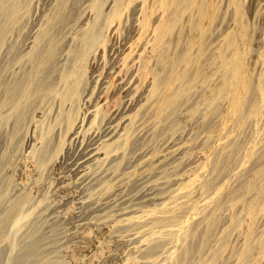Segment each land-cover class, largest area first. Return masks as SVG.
<instances>
[{
	"label": "bare ground",
	"instance_id": "obj_1",
	"mask_svg": "<svg viewBox=\"0 0 264 264\" xmlns=\"http://www.w3.org/2000/svg\"><path fill=\"white\" fill-rule=\"evenodd\" d=\"M37 1L0 0V53L6 49L5 47H10L7 44H10L9 41L14 34L19 33L20 36L26 30V24L30 22L33 9L37 8L35 6ZM68 2L69 0H56L53 5H49L50 10L43 16L36 30L31 49L23 55L21 53L19 57L17 54L13 56L15 60L11 57V60H14L11 65L8 64L10 62L7 63L11 69H17L14 72L12 70L11 75L9 66L5 67V70L9 69L11 78L7 80L6 77L7 81L4 82L5 76L1 78V75L6 74L8 70L3 73H1L3 70H0V132L4 131L2 136L4 133L6 136V141H1L5 143V147H2L4 151L0 155V259L4 264L65 263L61 261L63 256L60 257L55 251L57 246H53L56 239L52 240L53 242L42 243L44 220L37 214L44 200H48L47 197L45 196V199L42 198L43 196L35 199L36 195L33 196L34 198L30 197L25 192L27 190L31 194V191H28L26 186L24 189V185L22 186L24 192L20 189L17 194H13L14 191L10 193L12 172L13 170L16 172L14 168L21 155L22 145L18 142L19 136L27 126H34L37 144L34 143L35 146L33 145L26 158L40 165L41 170L44 167L46 170H43L46 173L49 162H53L60 153L66 134L73 132L72 128L77 123L80 113L78 98L87 69L86 56L94 55L96 49L104 50V53L110 46L112 37L122 32L120 26L126 24L129 17L134 15L137 37L130 39L122 53L121 70L128 72L135 68L133 78L136 79L135 82H138L136 90L140 91L146 87L144 104L148 101L145 104L148 106L150 103L149 107L151 106L154 111L152 112L154 120L162 123L179 112L178 117L175 116L176 119H169L170 124L166 123L168 126L164 125L168 127L171 135L184 130V127L192 121L196 123L197 118L196 121L199 120L200 123L195 124L193 132L196 133L202 128L206 129L211 124L207 127L202 126L200 129L201 124L206 121L210 123L208 120L211 121L213 114L218 115L216 118L213 117L215 119V125L212 123L213 128L211 129L210 126L207 132L204 131L207 142L203 141V145L200 146L202 148L198 149L201 155L200 161L190 166L185 172L186 180L178 183L165 197L166 199L163 197L165 200L155 207L145 209L138 214L130 213V216L126 215L127 217L124 215L125 218L121 216L118 221L114 217L116 222L110 225V231L117 227V224H121L124 230L118 226L122 231L119 229L121 232L118 231L116 235H113L112 230L109 236L119 237L121 235L117 234L123 231L124 233L125 231L133 232H127L128 236L129 233L134 234L141 241V245L136 242L135 246L141 248L142 244H145L141 250L136 247L137 251L139 249L136 257L141 262L143 260L144 264H219L227 254H229V258L226 257L228 260H236L232 262L233 264L262 263L257 260L264 256V224L263 228L262 224L261 226L258 224L264 219V166L258 167L261 163H257V167L254 168L256 165L253 164L254 169H252L250 163L253 159H257L258 148L264 143V23L259 24L263 26H258L257 20L260 18L255 20L261 14L263 15L261 19L264 20V12L261 13L264 11V0H91L87 4V9L91 11L92 19L85 26L80 27L81 29L79 28L72 39L70 38L71 46L67 60L71 65L68 68L59 69L56 62V68L53 67L55 64L52 65L57 59L59 47L77 30L70 34V31L60 27V17ZM106 2H109L108 10L103 9ZM222 8H227L224 13ZM227 12L233 19L232 25L224 30L220 40L211 43H216L215 46L212 45L207 50L209 39L214 38L213 23ZM113 24H116L115 29L112 28ZM12 39L14 41V37ZM11 43L15 44L12 40ZM103 59L106 60V55ZM50 65L54 69L48 73L47 68ZM193 93L197 94L193 98L196 100L189 102L192 104L190 107L188 104V109L181 108L185 101L192 99ZM102 107L96 109L97 116L90 122L91 127L98 128L96 125L102 122L103 118L100 116L105 114H102V110L104 111ZM107 108H110L109 105ZM136 113V111L131 113L132 120ZM131 124L128 127H131L129 131L133 129ZM164 126L159 128L162 129ZM129 131L122 135L118 143L115 140L116 143L113 142L115 145H104L107 152L105 154H111L115 149L126 146L127 141L133 136L134 129L132 132ZM197 133L198 136L199 133ZM239 140L240 143H238ZM90 151L86 152L85 156H95V153L89 154ZM99 159L100 157L96 158L98 160L96 164L101 161ZM26 160L24 159V162ZM93 165L95 164L92 163L91 166ZM249 165L252 169L251 174H248ZM18 167L16 166L17 169ZM96 172L100 173L101 169ZM224 173L221 179L220 175ZM245 173L248 176L246 175V180L243 179L245 181L242 180L241 188L236 182L234 189L232 182ZM96 174L99 176L98 173ZM41 175L37 177V181H40ZM15 177L17 179L16 175ZM42 177L45 176L42 175ZM180 179L183 178L180 177ZM108 182H101L103 184L99 186L98 181L96 183L98 187L94 190L96 194L93 192L92 195L99 196L104 190L106 191ZM90 190L92 193L93 189ZM44 211L42 213H45ZM225 212L228 214V220L225 219L226 224L225 220H222L224 225L220 223L222 227L218 228L219 218ZM98 217L96 220H100V217L97 219ZM92 218L95 221V218ZM71 223L74 227L78 225V223L74 225L72 221ZM87 223L89 222L82 224V227L80 225L81 229L87 226ZM106 223L103 222V227L107 225ZM46 225L51 226V224ZM257 225L262 229L259 228L261 229L259 230ZM200 226L202 227L200 230H203L202 234L198 233L199 237L194 243L192 240L196 228ZM57 227L56 225L54 228ZM84 229L87 230V228ZM90 231L91 229L88 232L83 230L85 234L80 231L82 241L88 233L89 238ZM54 234L57 235L56 232ZM234 234H238L240 236L238 241L239 239L242 241L240 248L236 245L238 250L233 247ZM76 236L80 238L81 235ZM136 238H134L135 241ZM133 240L132 243L135 242ZM193 243L196 245L192 246ZM238 243L236 241V244ZM77 244L78 251L82 252L84 248H79ZM99 244H95L98 246L96 248L104 245ZM85 245L89 244H82V247ZM102 248L97 249L98 254H101L105 247L103 250ZM83 254L86 253L83 252ZM75 255L72 253L70 257ZM87 257L90 261L92 260L90 255ZM228 260L225 259L226 262H229ZM261 260L264 258L261 257Z\"/></svg>",
	"mask_w": 264,
	"mask_h": 264
},
{
	"label": "rangeland",
	"instance_id": "obj_2",
	"mask_svg": "<svg viewBox=\"0 0 264 264\" xmlns=\"http://www.w3.org/2000/svg\"><path fill=\"white\" fill-rule=\"evenodd\" d=\"M55 1L56 0H38L37 1L38 3H36L35 5L37 8L33 9L32 17L30 16L31 17L30 22L28 21L30 24L28 25V22H27L26 30L20 36H19V33L17 34L18 36L14 34L9 41L11 45L7 44V46L8 47L10 46V47L9 48L5 47L6 49H3L1 51L0 70H3L2 72L0 71L1 73L6 72V70H8L7 73L11 71V75H12V70L13 72L14 70L17 71V69L10 68L12 61L15 60L14 59L15 57L13 56L18 55L19 57V55L21 56V53L23 55L26 53V51H28V49L29 50L31 49L30 47L33 46L32 45L33 38L36 36L35 35L36 30H38L39 24L41 23V20L44 18L43 16H45L46 13L49 12L50 10L49 5L50 4L53 5ZM90 1L91 0H69L66 8H64L62 12V15L60 17V27L63 30L70 31V34H72V31L75 32V30L76 29L77 30L75 33H73V35H70L69 37H67V39H65L60 45L61 47H59L60 51H58L59 54L57 53L58 55L56 57L57 59H55L56 61H54V63L52 64L54 65L56 62L57 66H59V69L60 68L65 69L71 65L70 63H68L69 60H67L68 59L67 57L69 56L68 53H69L70 46H71V39L72 37L75 36L74 34L78 33L77 31H79L80 27L85 26L92 19V13L90 10L87 9V4ZM108 5H109V2H106L103 6L104 7L103 9L108 10L107 8ZM226 9L227 8H222L221 9L223 11L222 13H224ZM263 12L264 11H262L261 13ZM259 16L258 17L256 16L257 18H255V20L260 18V20H257L258 26H263V25H259L261 23L262 24L264 23L263 22L264 20L261 19L263 18L261 17L263 15L261 14ZM134 18L135 16L131 15V17H129L128 19V22L120 26V29L122 30V32L119 35H114L112 37L111 44L110 46L107 47V50L104 52L105 54L103 53L104 50L96 49L94 50V55L93 54L91 56L89 55V57L88 55L86 56L87 69H86V74L84 78V84L82 85V88L80 91L81 93L78 98L79 108H80L79 117H78L77 123H75V125L73 126L74 128H72V130L74 129V131L66 134L65 141L63 142L64 144L62 148L60 149V153L57 154L58 156L56 155L57 158H54L53 162L51 163L49 162L48 167L45 166L47 169L49 168L47 170L49 171L48 175L46 174L47 171L46 173L44 172L43 170L45 169L44 167H42V170H43L42 172L41 168H39L40 165L36 164L34 161L30 160L29 158H26L27 157L26 155H28V153H30V150H32L34 143L35 145L37 144V142L35 141V139L37 138L34 136L36 135L34 134V131H35L34 126L33 125L27 126L23 130L25 132L23 133L22 131L21 132L22 134H20L19 136L18 142L19 144L22 145V148H20L21 155H19L18 157L19 160L17 159L18 164L16 163L15 168H14L16 172L14 170L12 172V186H11L12 191H10V193L12 194L14 191L13 194H17L18 192H20L19 191L20 189L22 190L26 186L28 191H31V194L30 192L28 193L27 190L25 193L30 195V197H33V196L35 197V195H36L35 199L41 198L42 196H43L42 198H44L45 196L47 197L48 200L45 199L46 197L44 198L45 199L44 204L42 205V207H40L39 213L37 214L38 216L43 218L44 220L43 228L44 230L46 229V231H44L42 228V231H43L42 232L43 233L42 243L44 241H52V240L54 241V239H56V242H54L55 245L53 244V246H57L55 247V251L60 257L63 256L61 258V261L62 263L65 262L64 264H142V263L144 264L145 262L143 260L141 262L140 259L136 256H137V252L139 251V249L141 250L143 247H145V244L142 242L144 246L142 244L141 248L135 246L136 242L140 243L141 241L137 239L134 236V234L133 235L130 234V233H133L130 231H125L126 233H124L123 231V233L117 234V235H121L119 236L121 238H119L118 236H114L115 238L112 237L113 235H116L118 231L120 233L122 231L121 228L124 230L121 224L116 223L117 227H114L115 225L113 224L114 226L112 225V227L114 228L111 227L112 228L111 231L109 227L112 223H115L116 220L117 221L118 219L120 220L121 216L123 217L124 215L128 216L130 213L138 214L139 212H142L145 209L155 207L156 205H158V203L159 204L162 203V201L166 199L165 197L168 196L169 192L173 188H175L178 185V183H180L182 180H186L185 172L190 166L200 161L199 159L201 158V155L198 149L201 145H203L202 144L203 141L207 142L206 141L207 138L205 139L204 135H206V132L208 131V129L213 128V125H215L214 118H216L218 115L216 113L213 114L211 121L210 119L208 120L210 123L206 121V123L203 122L205 125H202L203 123L201 124L200 129L202 128V126L207 127L209 124L211 125H209L206 128L207 130L202 128L203 132H202V129L201 130L199 129L200 131H197L199 134L196 132L198 136L196 135V133L193 132L194 130L193 128L195 124L200 123L199 120L196 121L198 118L195 119L196 123H194V121L189 123L191 127L187 125V127H184V130L182 129L171 135L168 132V127L166 128L165 126L166 125L168 126V124H170V122L168 123V121L169 119L171 120L172 117H169L167 120L163 121L162 123H159L154 120V116H152L153 114L152 112L154 111L153 109H151L152 108L151 106L149 107L150 103L148 104V106L145 105L146 103H148V101L144 104V102L146 101L145 100L146 87L140 89V91L136 90V87L138 86V82H135L136 79L133 78V71L135 68L131 69L128 72H124L123 70H121L122 69V59H121L122 53L125 50L130 39L132 40L134 39V37L135 38L137 37V31H136V26L134 23ZM232 23H233V19L228 12L224 16L221 15L216 19V21L213 23L214 32L212 36H214V38L212 39L211 37L209 39L207 50L210 49L212 45L215 46L216 43L215 44H211V43H214L220 40V38L222 37L221 34L224 32L225 29H227L230 25H232ZM115 27H116V24H113L112 28L115 29ZM21 33L22 32H20V34ZM215 36L216 37L218 36L217 37L218 39ZM13 37H14V41L12 39ZM11 40L12 42H15V44L11 43ZM211 50L213 49L211 48ZM207 53L209 54V52ZM103 54L104 56H102ZM105 55H106V60L103 59ZM11 57H13L14 60L13 59L11 60ZM7 63L10 65H8ZM56 64L55 66H53L54 68H56ZM52 65H50V67L48 66L49 68L47 69L49 71L46 69L48 73L54 69L51 67ZM5 67L6 68L8 67L11 70L10 71L9 69L5 70ZM6 74L5 73H3V75L0 74L1 78L5 76L3 79L4 82H6L8 79L11 78L10 77L11 75L9 76V73L7 75ZM6 77H7V80H5ZM193 94L194 95L192 96L190 95L192 99L190 98L188 99L189 101L187 102L185 101L184 102L185 104L183 103V106H180L181 108L185 109L188 106V104H189L188 107L191 106L192 103H189V102L195 101L196 99H193V98L195 97V95H197L196 93H193ZM107 96L112 104L109 103L110 102L109 100L106 101V99H108ZM107 104L109 105L110 108H107L108 107ZM101 106H103L102 109L104 108V111L102 110V114L105 113L104 115L100 114L102 115L100 117L103 118V119L100 118V120L102 119V122L100 121V125H96L98 126V128L91 127L90 122H92V120L95 119V116H97L96 109H98V107L100 109ZM135 111L137 113L135 115V118H133L132 120L130 115L131 113H134ZM178 113L179 112H176L173 115L172 120H174L175 116ZM131 122L133 123L131 124ZM130 124L133 125L132 126L134 129L133 132H132L133 129L129 131V129L131 128V127L128 128ZM162 126H164L162 129L159 128ZM92 128H94L95 130ZM96 128L99 130H97ZM127 130L129 132H132L133 136L131 138L129 137L130 140L127 141V145L124 146L125 148L122 146V149L121 148L115 149L114 152L112 153L110 152L111 154L108 153L106 155L104 145H107V144L115 145L114 144L116 143L115 140H117V143L121 141L122 135L125 134ZM1 132H0L1 133L0 135L2 136L4 131H1ZM192 132H193V137L191 134ZM132 133L130 134L132 135ZM195 136L197 138H194ZM185 137L187 138L189 137L190 139L189 138L186 139ZM186 140L187 142L189 140L190 141L187 143ZM192 140L194 141L192 142ZM1 141L2 142L6 141L5 133H4V136L0 137V143H1L0 144L1 146L0 155L2 154V151H4L3 148L5 147L4 145L5 143H2ZM240 142L241 141L239 140L238 143ZM258 150H259L258 151L259 154H257L256 156L257 159L256 158L253 159L252 161L253 163L252 162L250 163V165L252 164L251 166L252 169L257 167L256 165L257 163H261L260 165L258 164V167L264 166V143L260 144ZM88 151H90L89 154L95 153V156L93 157H87V155L85 156L86 152ZM170 151L171 153H169ZM198 153H199V156L197 155ZM189 155L191 156L189 157ZM98 157H100L99 160L102 161V162L100 161L101 163L99 162L100 164L99 163L96 164L98 162L96 158ZM24 159L25 160L27 159L29 161L26 160L27 163L25 164L26 161L24 162ZM172 159L174 162L171 161ZM167 160H170V161H167ZM23 162L25 165L23 164ZM92 163L95 164L93 165L94 167L91 166ZM167 163H170V164H167ZM253 164L256 166L254 167ZM96 165L97 167H95ZM100 165H102L103 167L101 168ZM250 165L248 169V174H251L252 172ZM16 166H19L18 169L16 168ZM98 166L101 169L100 173L96 172V171H100V169L98 170ZM89 168L90 169L92 168V169L89 170ZM170 171L172 172L168 174ZM21 172H24V173L22 174ZM37 172L38 173L40 172V173L38 174ZM96 173H98L99 176H97ZM41 174L45 177H42ZM248 174L245 173V175H241L237 180H234L232 182V186L234 187V189H235L234 184H236V182L238 185L242 184L241 182L247 179L245 177H247ZM15 175L17 176V179L19 178L18 180L16 179ZM18 175L22 177L21 178L22 181ZM40 175L44 179L41 180L42 178L40 177L39 179L40 181H37L36 179H38L37 177ZM223 175H225V173L220 175L221 179ZM180 177L183 179H180ZM220 177H219V181L221 180ZM101 178L103 179L100 180ZM36 181H37V184L35 183ZM98 181L99 183H97ZM100 181L103 183L105 181L107 182L110 181L107 183L109 184V186L106 189V191L104 190L102 193H100L99 196L98 194L93 196L92 195L93 192L94 194H96L95 193L96 191L94 190L97 189L98 185L100 186V184H103ZM175 181H178V182H175ZM96 183L98 185H96ZM28 185L29 187H27ZM89 185L93 189L92 193L90 192L91 188ZM14 186L16 188H14ZM237 187L236 189L239 188ZM240 188H241V185H240ZM239 191L241 190L239 189ZM239 191L237 190L238 193ZM163 197L165 199H163ZM69 205L70 207H67ZM71 205H72V208H71ZM47 207H49V209ZM66 208L67 209L69 208V210H67ZM43 211L45 213H42ZM110 211L111 213H109ZM48 214L49 216L47 217ZM106 215H108V217ZM98 216L100 217V220H96V217ZM102 216L104 219L102 218ZM110 216H112V218H110ZM92 217L95 218L94 219L95 221H93ZM99 217L97 219H99ZM114 217L116 218V220ZM48 219H50L49 220L50 222L48 221ZM225 219L228 220V214L226 212L220 216L219 222H218V228L222 227L220 226V223L222 225L223 222L221 221L222 220L224 221ZM226 220L224 221L225 224H226ZM71 221L73 222V224L75 223L74 225L78 223L80 229L82 227V224H84L85 222H89L86 224L87 226H84L85 224L83 225L84 228H87V230H85L84 228L80 230L78 228V225L75 227L72 226ZM261 221H260L261 223L259 222L258 224H260V226L262 224L261 227L263 228L264 219ZM103 222L104 224L105 222H107L106 223L107 225H105L104 227H103L104 225ZM46 224L48 225L51 224V226H47ZM55 224L58 226L56 229L54 228L56 226ZM118 226L121 228H119ZM260 226L257 225L258 229L261 228ZM70 227L71 228L74 227V228L71 229ZM200 228L202 229L201 226L199 228H196V231H195L196 237L194 236L192 240V242L194 243L197 242L199 234L200 233L202 234L203 230L201 231ZM90 229H91L90 231L91 234L89 238L87 236L89 235L88 233L87 235H85V239L82 241L83 237H82V234H80L81 236L79 235L80 231L84 233L86 231L88 232ZM114 229H116L117 231ZM47 230L48 231L51 230V231L48 234H46V232H48ZM56 230H59V231H56ZM112 230L114 233L113 235L111 234L112 236H109ZM55 232L57 233V235L54 234ZM67 232L68 234H66ZM76 232H78V234ZM127 232H130L129 236ZM71 233H74V234L71 235ZM75 233L76 235L80 236V238L77 237ZM122 235L123 237L124 235H126V237L123 238ZM70 236H73V237H70ZM234 236L233 238L235 239L233 240V247H236L237 245V247L240 248V245L242 243L241 239H239L240 242L238 241V238L240 236H238V234H234ZM57 237H58V240H57ZM67 238L70 239L71 241L69 242ZM134 238H136L139 241L137 240L135 241ZM80 239L82 242L80 241ZM132 240L133 242L134 241L135 242L132 243ZM85 241L90 246L85 245L84 247H82V244H87ZM99 241H101L100 242L101 244H99ZM236 241L237 243L238 242L239 243L236 244ZM62 242H64L65 244H63ZM96 243L97 245L99 244L100 246H102V243L104 244L102 246L103 248L105 247L104 250L102 247H99V248H102L103 250L101 254H98L99 252L97 249L99 248H96L98 247L95 245ZM194 243L193 245L192 244L191 245L195 246L196 244L194 245ZM44 244L46 243L44 242ZM76 244L79 245V248L81 249L84 248L82 252L80 251L81 253L78 251L79 249H78V246H76ZM133 244L135 248L136 247L139 248L138 251H137V248L136 249L134 248ZM66 245L68 247H66ZM73 250L75 253L73 252ZM58 251L60 252L58 253ZM83 252L86 254H83ZM72 253L73 255L78 253L77 256L76 255L74 256L76 257L75 259L73 256L70 257ZM193 254L194 253H192L191 255L194 257L195 255ZM86 255L87 256L90 255V259L92 258V255H94L93 256L94 258H92V260L90 261L89 257H87ZM228 255L229 254L226 255L227 258H229ZM135 257L136 259H134ZM226 257L225 259L228 260ZM261 257L264 258V256H261ZM261 257H259L260 259L258 258L257 261H261L262 263L260 264H264V260H261ZM225 259L222 261V263H219V264H225V263L233 264L234 262H236V260L234 259L232 260L229 259L228 260L229 262H226ZM0 261L2 260L0 259ZM258 263L259 262H257V264ZM0 264H4L3 261L0 262Z\"/></svg>",
	"mask_w": 264,
	"mask_h": 264
}]
</instances>
